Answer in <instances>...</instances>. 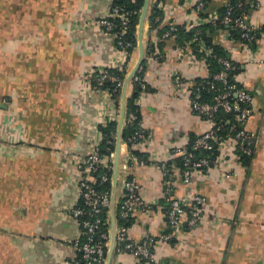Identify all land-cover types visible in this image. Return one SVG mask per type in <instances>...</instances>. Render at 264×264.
I'll return each instance as SVG.
<instances>
[{"label": "crops", "instance_id": "obj_1", "mask_svg": "<svg viewBox=\"0 0 264 264\" xmlns=\"http://www.w3.org/2000/svg\"><path fill=\"white\" fill-rule=\"evenodd\" d=\"M113 1L0 0V264H65L75 256V163L87 155L110 110L105 98L92 94L86 74L114 66L120 55L100 29L85 24L106 17ZM209 1L211 13L229 0ZM161 11L164 24L183 23L193 5L164 0ZM249 15L252 25L264 28V0H252ZM148 31L147 21L145 44ZM215 31L210 37L231 52L241 68L236 81L254 97L255 114L245 130L256 137L255 154L239 178L222 179L217 168L196 175L193 191L208 201L204 220L193 229L182 225L180 248L158 245V264H264V34L252 58L227 43L224 31ZM191 63L178 54L174 39L164 41L161 60L146 62L153 91L140 107L141 127L151 136L148 154L185 144L207 129L173 84L175 74L189 86L208 75ZM132 175L159 205L148 214L136 212L130 236L140 241L167 233L160 173L137 167ZM174 190L177 199L188 192L181 181ZM113 257L111 264H137L129 254Z\"/></svg>", "mask_w": 264, "mask_h": 264}, {"label": "built area", "instance_id": "obj_2", "mask_svg": "<svg viewBox=\"0 0 264 264\" xmlns=\"http://www.w3.org/2000/svg\"><path fill=\"white\" fill-rule=\"evenodd\" d=\"M135 1L137 0H133V2ZM185 1L193 5V15L186 17L183 23H170L169 29L164 32L161 39L162 41L172 39L173 34L178 30V26L195 30L188 45L178 47V54L181 57L186 56L192 62L191 64H201L208 75L201 78L202 82L199 84L194 82L189 86L179 74H175L173 84L176 88V96L178 98L184 96L189 100L192 111L206 122L207 129L196 138L192 151L188 150V140L185 144L167 149L163 153L148 154L145 150L151 141V136L142 127L140 131H135L126 141L122 138L118 181L122 178L123 191L120 197L117 193V230L114 254H129L133 256L137 264H158L154 253L158 245L180 248L179 231L182 225L186 224L193 229L204 220L208 201L193 191L196 175L206 176L214 168H217L220 170L222 179L239 178L242 176V172L248 169L241 158L252 159L255 154L256 137L245 130L247 122L255 114L253 109L254 97L242 84L236 81V76L230 78L231 72L236 69L232 57L231 59L220 58V72L213 76L209 74L210 65L207 60L214 55V52L201 38L200 28L210 26L216 30L224 31L223 39L227 43L242 47L252 58L256 56L259 49L257 47L254 50L252 46L254 43H258L259 35L263 36V28L250 23V15L244 10V4L249 3V0L237 4L233 3V0H229L223 13H208L206 0ZM163 2L164 0H152L150 10L152 6H156L158 10H163ZM132 15V12H128L126 8L113 6L112 3L106 17L85 24V28L100 29L109 38L114 50L120 55L117 64L114 66L93 68L86 74V81L92 94L101 95L105 98L110 110L105 111L104 118L98 126L96 137L90 142L87 155L75 163L78 201L71 208L70 214L78 225L79 236L74 242L75 256L65 264H106L111 238L110 206L115 151L111 152L108 149L109 155H101L100 149L104 135L99 127H105L112 121L119 123L120 119L121 106L120 108L117 107L114 94L118 89H123L126 79L120 80V78L112 75L110 70L125 71L128 76L138 59L137 56L135 62V52L138 47L134 48L128 39L131 34ZM159 19L157 18L156 21ZM221 27L226 29H217ZM229 28L240 30L242 43L231 38ZM159 40L155 38L154 43L157 44ZM193 46H196L197 51L194 50ZM130 49H133L131 53ZM227 52L231 56V52L228 50ZM148 58L161 60L163 54L155 50ZM261 63L263 62L261 61ZM142 70L143 65L128 88L129 92L134 83L138 87L140 93L135 105L139 107L148 96V84L145 77L141 75ZM109 82L116 83V87L113 89L106 87ZM205 87L211 94L208 101L201 100V93ZM129 96L130 94H127V98ZM220 113L225 114L228 118L218 122ZM137 118L133 112L128 117L126 114L124 126L126 124L134 125ZM111 136L112 140L108 144H115L116 150L117 132L116 134L112 133ZM198 150L208 152V155L196 157L194 151ZM134 151L146 154L147 159L136 155ZM213 154L216 158L213 157ZM175 157L182 159V166L173 161ZM137 167H153L160 173L163 181L162 202L169 226L167 233L158 236L149 234L140 241L130 236L129 231L133 223L131 226H127V224L135 220L138 210L148 214L159 203L149 201L146 188L133 177L132 171ZM177 181H181L188 190L186 196L180 199L174 196ZM109 184H111L110 189L107 188ZM105 215L108 216L107 219L104 218ZM107 225H109L108 232L104 231Z\"/></svg>", "mask_w": 264, "mask_h": 264}, {"label": "trees", "instance_id": "obj_3", "mask_svg": "<svg viewBox=\"0 0 264 264\" xmlns=\"http://www.w3.org/2000/svg\"><path fill=\"white\" fill-rule=\"evenodd\" d=\"M144 1L145 0H137L135 2H133V0H114L113 1V6H120V7H124L126 8V10L128 12H132V17H131V34L128 36V39L130 42H132V44L134 45V48L138 47V37H137V31H138V25H139V20H140V16H141V12L144 6ZM250 2L245 5L244 10L247 12V14H249L250 12V7H251V2L252 0H249ZM207 2V9L209 8V0H206ZM238 2H242L244 3L245 0H233V3L237 4ZM225 10V8L220 11V13H223ZM157 18H160L159 21H156ZM148 26H149V31H148V40L147 43L145 44L146 46V59H145V63L143 64V70L141 75H143L145 77V70H146V62L147 60H149L148 57H150V55L152 53L156 51H158L160 54H163V49H164V41H162L161 37L164 34V32H166L169 29V25L168 24H164L165 20H164V12L161 10H158L156 8V6H152L150 12H149V16H148ZM217 29H226V28H217ZM202 34H201V38L204 40V42L206 43V45L211 48L214 52V55L211 56L210 58H208V64L210 65L209 68V74L210 75H214L218 72H220L221 70V65L219 64V59L224 57L226 59H231L230 54L227 52V49H225L223 46L220 45H216L212 38L210 37L214 32H216L214 28L210 27V26H204L202 28H200ZM264 31V28L262 29ZM231 38L233 40H235L236 42H243V40L241 39V32L240 30L236 29V28H229L228 29ZM195 30H188L186 29L184 26H178V30L176 33L173 34V38L176 42V46H183V45H188V43L191 41L193 34H194ZM154 33V34H153ZM158 38L160 39L158 41L157 44L154 43V39ZM261 39V36H258V42ZM254 50L257 49L258 47V43H254V45L252 46ZM194 50L197 51L196 46H193ZM133 51V49H130V53ZM234 66L236 67L235 71L231 72L230 74V78L237 76L240 72H241V68L238 64H236L234 62ZM110 73L118 78H120V80L124 81L127 77V72L123 71L121 72L120 70L117 69H111ZM197 84H199L200 82H202V79H197L195 81ZM116 83H112L109 82L106 84V87H110V88H115L116 87ZM153 90L148 86L147 92L151 93ZM139 89L138 87H136L135 83L132 84V90L130 91V96L127 98L126 101V114L127 117L133 112L137 115V121L134 123V125H125L123 128V132H122V138L124 141H126L130 136H132V134H134L135 131H140L141 128V121H142V115H141V108L137 105H135V101L139 96ZM121 96H122V90L118 89V91L114 94V99L116 100V104L117 107L120 108V103H121ZM211 98V94H209L207 87H205V89L202 91L201 93V100L202 101H208V99ZM219 119H217L218 122L221 121V119H227L228 116H226L223 113H220L218 115ZM117 128H118V123L117 121H112L110 122L107 126L102 127L100 126L99 129L100 131L103 133L104 135V140L102 141L101 144V149H100V153L102 156H106L109 155L108 153V149H110L111 152L115 151V144L114 145H109L108 142L110 140H112V133L116 134L117 132ZM142 129V128H141ZM197 136L193 137L191 136L188 142V150L192 151L193 150V144L196 140ZM134 153L142 158H146L147 159V155L134 151ZM194 154L196 155V157H204L208 155V152L205 151H194ZM213 157H215V154H213ZM242 162L244 163V165L249 168L250 163H251V158H247V157H242ZM173 161L179 165L182 166L183 162L181 158H177L175 157L173 159ZM108 189L111 188V184H109L107 186ZM105 219L108 218L107 215H105L104 217ZM132 221L129 222V224H127V226H131L132 225ZM109 230V225H107L104 228V231L108 232Z\"/></svg>", "mask_w": 264, "mask_h": 264}, {"label": "water", "instance_id": "obj_4", "mask_svg": "<svg viewBox=\"0 0 264 264\" xmlns=\"http://www.w3.org/2000/svg\"><path fill=\"white\" fill-rule=\"evenodd\" d=\"M152 0H145L144 6L141 12L137 37H138V59L133 68V70L127 76L123 89H122V97H121V113L120 119L118 123L117 130V140H116V150H115V162H114V171H113V179H112V196H111V206H110V220H111V238H110V247L107 254L106 264H111L113 255L116 247V204H117V193H118V179H119V165H120V152H121V141H122V131L125 121L126 115V101H127V92L129 85L137 74L140 67L144 64L146 58V47H145V27L147 23V19L150 12V5ZM249 23V22H248Z\"/></svg>", "mask_w": 264, "mask_h": 264}, {"label": "rangeland", "instance_id": "obj_5", "mask_svg": "<svg viewBox=\"0 0 264 264\" xmlns=\"http://www.w3.org/2000/svg\"><path fill=\"white\" fill-rule=\"evenodd\" d=\"M136 57H135V62H136V59H137V56H138V49L136 50ZM121 187H122V178H120L119 180V184H118V190H121ZM118 197H120V194L118 195Z\"/></svg>", "mask_w": 264, "mask_h": 264}]
</instances>
